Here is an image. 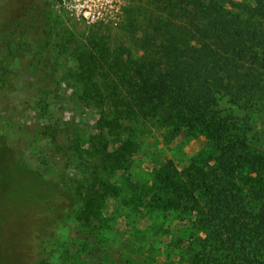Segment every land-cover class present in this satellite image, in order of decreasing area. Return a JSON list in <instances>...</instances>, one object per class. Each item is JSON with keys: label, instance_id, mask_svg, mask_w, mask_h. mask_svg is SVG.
<instances>
[{"label": "rangeland", "instance_id": "374dc122", "mask_svg": "<svg viewBox=\"0 0 264 264\" xmlns=\"http://www.w3.org/2000/svg\"><path fill=\"white\" fill-rule=\"evenodd\" d=\"M149 3L0 0V35L15 18L31 24L13 53L0 40L11 80L0 90V264H193L195 217L162 179L187 185L193 166L213 164L206 126L133 119L115 129L76 80L75 49L97 35L129 45L127 12ZM251 127L248 144L264 156V116ZM256 179L250 166L238 172L248 194Z\"/></svg>", "mask_w": 264, "mask_h": 264}, {"label": "trees", "instance_id": "16d2710c", "mask_svg": "<svg viewBox=\"0 0 264 264\" xmlns=\"http://www.w3.org/2000/svg\"><path fill=\"white\" fill-rule=\"evenodd\" d=\"M29 7L35 16V2ZM127 20L129 45L113 48L97 35L75 49L83 100L104 105L115 129L133 119L206 126L213 164L193 166L187 185L162 179L176 207L195 217L187 231L197 242L192 262L264 264V156L248 144L251 121L264 116V0H150ZM28 21L15 18L0 35L8 53ZM0 59L6 90L9 63ZM224 103L238 114L224 113ZM246 166L258 184L249 194L238 181Z\"/></svg>", "mask_w": 264, "mask_h": 264}, {"label": "flooded vegetation", "instance_id": "af4514ba", "mask_svg": "<svg viewBox=\"0 0 264 264\" xmlns=\"http://www.w3.org/2000/svg\"><path fill=\"white\" fill-rule=\"evenodd\" d=\"M32 2H34V1H32ZM32 2H31V3H32Z\"/></svg>", "mask_w": 264, "mask_h": 264}]
</instances>
